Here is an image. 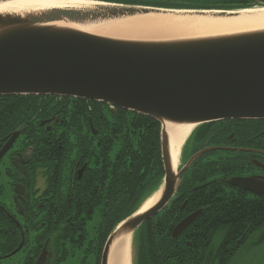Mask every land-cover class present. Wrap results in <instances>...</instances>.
Returning a JSON list of instances; mask_svg holds the SVG:
<instances>
[{
    "label": "flooded vegetation",
    "instance_id": "obj_1",
    "mask_svg": "<svg viewBox=\"0 0 264 264\" xmlns=\"http://www.w3.org/2000/svg\"><path fill=\"white\" fill-rule=\"evenodd\" d=\"M178 2L228 10L264 0ZM22 96L44 99L49 105H38V112L31 113L30 119L0 136L1 149L15 131L19 132L0 158V264H36L44 248V264H55V260L58 264L55 254L60 249L55 246L64 248L68 243L77 250L83 244L79 241L82 233H57L63 240H55L53 224L78 220L69 215V207L75 205L81 181L92 182L94 169L100 168L101 131L120 108L76 97ZM182 168L171 199L158 212L159 217H153L164 228L149 234L157 248L145 247L134 235L132 264H221L218 252L229 254L237 248L234 257L240 251L255 254L264 248L261 228L246 226L222 245L224 230L209 235L200 232L196 224L227 221L226 216L219 215L220 206L236 203L264 207V119H227L194 126L181 149L176 172ZM237 180L246 186L237 185ZM195 212H199L197 216L173 236L174 227ZM93 245L100 248V241ZM81 249L85 250L84 245ZM77 255L62 264H84L85 257L78 259ZM88 261L96 264L95 257ZM249 264H264V260L255 258Z\"/></svg>",
    "mask_w": 264,
    "mask_h": 264
},
{
    "label": "water",
    "instance_id": "obj_2",
    "mask_svg": "<svg viewBox=\"0 0 264 264\" xmlns=\"http://www.w3.org/2000/svg\"><path fill=\"white\" fill-rule=\"evenodd\" d=\"M95 1L100 4L0 12V96L89 99L148 116L160 124L164 175L159 196L149 208L137 209L108 234L100 258V264H108L115 239L132 235L156 215L179 183L185 167L179 173L173 169L164 125L194 127L218 120L264 119V28L168 39L106 36L75 26L173 10L219 11L224 15L242 8L190 9ZM18 134L15 131L0 149V158ZM235 182L246 186L243 180ZM261 193L264 196V188ZM198 213L182 219L173 236ZM44 263L45 248L36 264Z\"/></svg>",
    "mask_w": 264,
    "mask_h": 264
},
{
    "label": "trees",
    "instance_id": "obj_3",
    "mask_svg": "<svg viewBox=\"0 0 264 264\" xmlns=\"http://www.w3.org/2000/svg\"><path fill=\"white\" fill-rule=\"evenodd\" d=\"M100 1L169 8H213L184 5L180 4L178 0ZM199 2L203 3L205 0H199ZM0 105H8L6 108H0V136H2L18 123L30 119L31 113L38 112V105H49V102L32 96H0ZM109 118L111 119L110 124H104L105 127L101 131L103 136L100 140V146L102 145V149H100L101 166L94 169L92 182L86 183V180L80 182L81 187L77 190L79 192L78 194L75 193L77 196L74 201L75 205L69 207V215L78 217V220L73 224L66 222L53 224L55 240H63L57 233L69 231L82 233L79 241H83V244H79L73 254L68 255L64 250L55 254L59 259L58 264H62L67 258H73L79 252L85 257V262L89 258L95 257L97 264L100 249L108 234L119 222L136 211L141 203L158 189L162 182L164 171L160 152V124L148 116L124 109H119ZM105 130L106 132H104ZM220 207L219 215L226 216L228 220L197 222V229L200 232H207L212 235L216 230H224L225 236L222 245L230 240L235 233H242L246 230V226L252 229L261 228V238H264V207L238 205L236 203L229 204L225 208ZM204 216L208 215L205 214ZM153 217H159V214L157 213ZM153 217L144 221L134 231V235H138L143 240L142 243L146 244L145 247L157 248L151 242L154 239L149 234L162 232L164 228L162 223ZM192 227L194 229L195 225ZM189 229L191 230V227ZM87 237L92 243L86 241ZM97 240L100 241V248L93 245ZM81 245H84V251H82ZM61 247L63 246H55L57 249ZM236 250L237 248L232 249L229 254L218 252L222 261L221 264H228ZM56 262L55 260V264Z\"/></svg>",
    "mask_w": 264,
    "mask_h": 264
},
{
    "label": "bare ground",
    "instance_id": "obj_4",
    "mask_svg": "<svg viewBox=\"0 0 264 264\" xmlns=\"http://www.w3.org/2000/svg\"><path fill=\"white\" fill-rule=\"evenodd\" d=\"M95 0H7L0 2V12L42 11L51 8L90 7ZM197 12L173 10L171 13H150L97 25L79 26L88 32L124 38L168 39L231 33L264 28V6L242 8L225 12ZM61 24V23H59ZM169 137V151L173 169L179 165L181 149L191 133L192 125H164ZM160 189L152 192L139 206L138 212L149 208L157 200ZM108 264H131V235L119 236L113 242Z\"/></svg>",
    "mask_w": 264,
    "mask_h": 264
},
{
    "label": "rangeland",
    "instance_id": "obj_5",
    "mask_svg": "<svg viewBox=\"0 0 264 264\" xmlns=\"http://www.w3.org/2000/svg\"><path fill=\"white\" fill-rule=\"evenodd\" d=\"M264 6V3H260V4H256V5H253V6H247L246 8H249V7H255V6ZM245 8V7H244ZM134 238H135V236H134V234L131 236V264H132V256H133V254H132V242H133V240H134ZM88 239H90L89 237H87V242H89V243H92V241H90V240H88ZM61 244V243H60ZM70 247H72V249H70ZM60 250H59V252H58V254L60 253V252H62V250L61 249H63L64 250V252H67V254L69 255V254H73V252L75 251L74 250V248H73V246H71V244H68L67 243V245H65V247L63 248V247H61V248H59ZM82 254H81V252H79L78 253V255H77V258L78 259H82ZM255 258H260L261 260H264V248H262L261 250H259V251H257L255 254H252L251 252H249V251H240L239 253H237L234 257H233V259L229 262V264H249L250 262H253L254 260H255ZM77 259V260H78ZM77 260H75V261H77ZM65 261V260H64ZM86 261H87V259H86ZM89 264V261H87V262H84V264ZM82 264V263H81Z\"/></svg>",
    "mask_w": 264,
    "mask_h": 264
}]
</instances>
